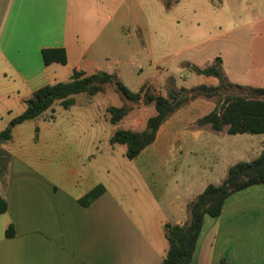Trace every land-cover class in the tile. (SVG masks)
<instances>
[{"label":"crops","instance_id":"obj_1","mask_svg":"<svg viewBox=\"0 0 264 264\" xmlns=\"http://www.w3.org/2000/svg\"><path fill=\"white\" fill-rule=\"evenodd\" d=\"M92 1L95 17L83 19L78 12L69 14L70 0H0V131L20 113L14 108L20 110V103L33 91L70 79L73 70L86 75L115 73L132 91L144 82L161 95L171 88L162 87L169 76L160 75L157 65H152L153 55L148 64L147 48L154 53L146 5L153 0ZM55 47L65 49L67 62L45 65L41 50ZM185 65L191 73L189 67L194 64ZM198 77L193 85L176 86L172 81L173 88L218 83L212 76ZM111 91L106 88L101 93ZM79 94L73 95L68 108L59 105L68 110ZM91 96H86L87 102ZM110 106L104 107L100 118L110 125L107 134L55 133L51 140L58 141L59 151H30L28 159L12 149L13 132L28 120L12 128L11 139L1 144L6 163L0 166V196L7 208L0 214V264H158L168 247L163 225L187 223L188 204L207 184H220L228 167L238 161L221 164L215 181L213 173L200 176L192 164L185 166L190 149L200 139L205 147L212 142L203 130L213 129L209 124L198 125L197 120L212 111L216 102L197 97L171 113L138 155L125 156L129 165L111 188L109 170L100 172L98 159L101 154L112 155L118 143L112 144L110 138L116 129H126L125 116L139 110L135 120L145 128L148 117L142 112L151 106L131 105L115 124L109 121ZM77 121L88 123V118ZM226 128L213 131L222 135ZM56 152L61 158L52 165L48 158ZM99 184L103 192L81 204L79 199ZM9 225L13 235L7 237ZM220 259L227 264H264V184L228 196L219 215H204L189 264H218Z\"/></svg>","mask_w":264,"mask_h":264},{"label":"rangeland","instance_id":"obj_2","mask_svg":"<svg viewBox=\"0 0 264 264\" xmlns=\"http://www.w3.org/2000/svg\"><path fill=\"white\" fill-rule=\"evenodd\" d=\"M95 8L92 0H70L69 14L75 16L78 12L83 19L95 17ZM146 9L153 43L151 51L154 53L151 54L150 48H147L148 64L153 55L156 64L152 62V65H157L160 75L169 76L162 86L165 89L173 87L172 81L176 86L198 83V75L190 73L186 63L203 67L217 61L227 81L264 87V0H153L146 5ZM124 79L130 81L129 78ZM68 80L64 78L63 81ZM214 82L217 80L214 79ZM242 91L238 87L229 88L230 94ZM86 96L85 93L77 95L75 104L68 110L55 102L38 118L18 125L13 132L12 149L28 159L30 151H59L58 141L51 140L55 133L107 134L110 125H104L100 120L104 107H118L127 102L113 90L91 96L90 102H87ZM212 100L219 103L216 97ZM24 109L25 104L20 103V110L14 108L13 111L22 113ZM139 113V110L132 109L123 119V127L143 129L144 124L139 125L135 120ZM142 113L149 117L154 109L150 107ZM81 117H87L88 123L78 122L77 119ZM93 118L99 120L92 122ZM72 120L75 123L68 124ZM203 133L209 134L212 142L205 147L200 139L192 152L190 149L185 166L192 164L200 176L213 173L212 181H215L221 164L235 160L250 161L259 155L264 145V133L246 132L240 137L227 134L224 130L222 135L209 129H204ZM114 146L112 155L105 158L101 154L98 159L100 172L104 173L105 168L109 170L111 188L121 180L122 168L129 165L124 155L125 146ZM222 152H225V156ZM227 152L232 156L226 155ZM3 154L1 151L0 166L6 163ZM58 154L56 152V155L48 158L50 164H59L61 157ZM105 159H108V163L104 162Z\"/></svg>","mask_w":264,"mask_h":264},{"label":"trees","instance_id":"obj_3","mask_svg":"<svg viewBox=\"0 0 264 264\" xmlns=\"http://www.w3.org/2000/svg\"><path fill=\"white\" fill-rule=\"evenodd\" d=\"M43 63L65 64L67 55L64 48H44L41 50ZM218 59V58H217ZM189 70L196 75L215 77L217 85L198 84L191 87L169 88L165 95L157 92L154 85L142 83L137 90L132 91L118 78L115 73L97 71L84 74L73 70L68 81H56L46 84L33 91L25 101V109L18 116L12 118L0 131V156L1 144L9 141L12 128L29 119H34L59 102L68 108L74 102L73 95L85 93L95 95L111 88L124 101L126 105L107 108L109 121L113 124L119 122L131 109V105L144 104L155 109L156 113L146 120L142 131L129 129H116L110 138L112 144L118 143L125 146V156L129 159L135 157L155 137L158 126L174 111L190 99L197 97H216L219 103L208 114L197 120L198 125L209 124L215 131L222 130L225 126L226 133H264V87L244 86L227 81L221 72L220 62L198 67L190 65ZM238 87L239 94H230L229 88ZM1 170V169H0ZM254 184H264V145L257 157L250 161H238L228 167L226 177L220 184H207L189 204V220L178 225L165 223L163 225L164 237L168 247L166 253L158 264H189L195 248L196 240L200 233L204 215L217 216L221 212L223 202L234 192ZM104 190L99 184L79 199L81 204H87L95 199ZM7 205L0 196V214L6 211ZM5 235H13V227L9 225ZM218 264H227L225 259H220Z\"/></svg>","mask_w":264,"mask_h":264}]
</instances>
